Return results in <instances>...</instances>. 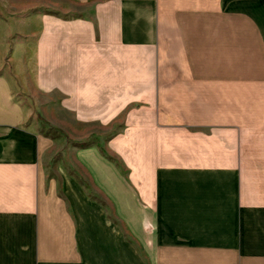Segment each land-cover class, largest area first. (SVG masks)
<instances>
[{
    "label": "crops",
    "instance_id": "1",
    "mask_svg": "<svg viewBox=\"0 0 264 264\" xmlns=\"http://www.w3.org/2000/svg\"><path fill=\"white\" fill-rule=\"evenodd\" d=\"M31 5L41 114L105 138L50 171L0 18V264H264V0Z\"/></svg>",
    "mask_w": 264,
    "mask_h": 264
},
{
    "label": "rangeland",
    "instance_id": "2",
    "mask_svg": "<svg viewBox=\"0 0 264 264\" xmlns=\"http://www.w3.org/2000/svg\"><path fill=\"white\" fill-rule=\"evenodd\" d=\"M37 1L39 0H0V18L4 27L2 28L14 32L11 34L9 43L5 47L7 51L1 73L3 75L7 74L15 85L17 97L31 112L25 126L31 131L49 137L56 142V146L51 152L49 163V169L52 171L53 166L57 162L68 163L69 154L67 150L69 147H83L92 143L100 145L102 143L101 140L105 136L92 135L89 137V140L74 144L71 142L72 140L69 136L65 135L58 127L52 125L41 114L40 110L42 106L49 105V108H45L49 112L56 110L58 96L56 93L45 96L44 105L38 103L33 97L35 93L33 87L35 76L34 31L37 30V23H26V20L30 16H35V14L53 10V8H42L31 5V3ZM70 8L73 10L78 9V11L82 10L81 7L75 8L74 6H70ZM26 31L31 33L27 35Z\"/></svg>",
    "mask_w": 264,
    "mask_h": 264
}]
</instances>
